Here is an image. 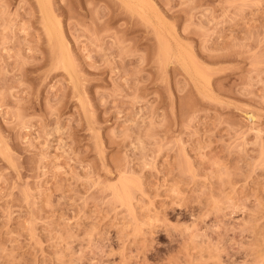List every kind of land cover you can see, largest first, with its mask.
I'll use <instances>...</instances> for the list:
<instances>
[{"label": "rangeland", "instance_id": "rangeland-1", "mask_svg": "<svg viewBox=\"0 0 264 264\" xmlns=\"http://www.w3.org/2000/svg\"><path fill=\"white\" fill-rule=\"evenodd\" d=\"M0 264H264V0H0Z\"/></svg>", "mask_w": 264, "mask_h": 264}]
</instances>
